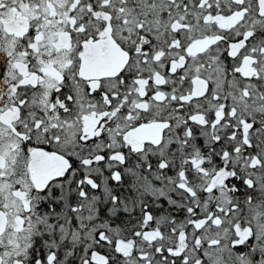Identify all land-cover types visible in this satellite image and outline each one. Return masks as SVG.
<instances>
[{"label":"snow or ice","instance_id":"snow-or-ice-1","mask_svg":"<svg viewBox=\"0 0 264 264\" xmlns=\"http://www.w3.org/2000/svg\"><path fill=\"white\" fill-rule=\"evenodd\" d=\"M0 264H264V0H0Z\"/></svg>","mask_w":264,"mask_h":264}]
</instances>
